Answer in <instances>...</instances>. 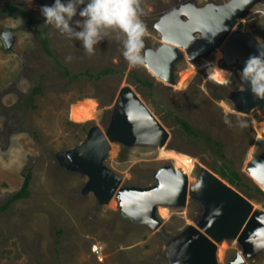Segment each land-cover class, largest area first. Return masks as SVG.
I'll list each match as a JSON object with an SVG mask.
<instances>
[{"label":"rangeland","instance_id":"rangeland-1","mask_svg":"<svg viewBox=\"0 0 264 264\" xmlns=\"http://www.w3.org/2000/svg\"><path fill=\"white\" fill-rule=\"evenodd\" d=\"M190 1L205 9L231 0H139L140 19L146 26L140 52L143 63L132 65L123 54V35L117 39V33L110 31L88 55L80 41L45 24L40 9L54 0H0V10L15 4L35 18L33 26L24 12L0 13V206L21 190L26 174L32 172L31 196L0 209V264H161L164 233L194 222L201 214L202 203L190 195L187 206H160L164 225L153 230L124 216L116 197L101 206L93 192L82 194L88 176L60 166L56 153L82 143L92 124H100L108 133L113 144L106 164L122 176L123 184H155V173L173 164L189 174L194 186L202 167L222 176L216 168L227 162L243 175L242 185L233 186L254 209L264 210V194L255 188L264 192V184L250 170L254 158L264 155V102L254 108L242 104L249 107L243 108L231 95L251 92L240 75L245 62L237 56L227 58L223 45L195 60L179 46L174 82L156 76L147 65L148 47L157 51L166 43L161 22ZM80 19L77 15L73 21ZM183 20L188 18L184 15ZM40 28H48L54 55L45 50ZM8 30L15 37L12 50L3 36ZM235 30L249 34L258 48L264 47V0L253 2L234 21ZM202 35L197 31L193 37ZM102 69L111 71L97 77ZM87 70L94 77L84 73ZM141 77L150 78L152 85L140 82ZM126 84L170 132L163 146L129 145L115 131L114 111L127 107L120 95ZM35 88L41 92L35 93ZM177 116L199 135L187 133ZM206 136L221 141L223 147L209 145ZM240 235L219 242L223 263L244 250ZM253 245L262 247L260 242ZM246 258L244 264H264V249Z\"/></svg>","mask_w":264,"mask_h":264},{"label":"water","instance_id":"water-1","mask_svg":"<svg viewBox=\"0 0 264 264\" xmlns=\"http://www.w3.org/2000/svg\"><path fill=\"white\" fill-rule=\"evenodd\" d=\"M253 2L256 0H231L224 5L209 4L205 9L198 8L194 1L188 2L183 10L174 11L159 25L166 43L157 51L148 47V67L156 76L174 82L175 50L179 46L185 48L192 60L207 56L222 45L227 48V58L237 56L244 62L250 56L264 54V47L254 45L249 34L233 31L234 21L247 13ZM184 15L188 20H183ZM197 31L203 35L194 38ZM3 36L8 49L12 50L15 40L13 31L8 30ZM120 95L127 107L115 110L113 116L115 131L121 139L129 145L158 142L163 146L170 132L162 121L131 85L126 84ZM231 95L243 108H254L264 102V98H257L252 91H235ZM246 103L249 107L242 106ZM112 144L104 128L100 124H92L82 143L56 153L60 166L88 176L82 194L93 192L101 206L116 197L124 216L153 230H160L164 225L159 215L160 206H187L190 195L202 203V212L197 220L164 233L161 264H244L247 255L253 257L264 249V210L254 209L248 201L250 199L216 172L202 167L199 182L191 186L187 172L173 164H166L155 173V184L146 187L125 185L122 176L106 164ZM251 165L255 179L264 184V155L256 160L254 158ZM240 233L244 250H238L227 263H223L219 256V242L224 237L235 238ZM257 242L262 247L253 245Z\"/></svg>","mask_w":264,"mask_h":264},{"label":"clouds","instance_id":"clouds-1","mask_svg":"<svg viewBox=\"0 0 264 264\" xmlns=\"http://www.w3.org/2000/svg\"><path fill=\"white\" fill-rule=\"evenodd\" d=\"M40 11L45 24L80 41L88 55H93L95 46L114 31L117 39L121 35L125 37L123 54L129 63H143L140 52L144 48L146 26L140 19L139 0H54L52 5L42 6ZM77 15L82 19L73 21ZM66 59L71 61L72 57ZM240 75L250 84L254 96L264 98V54L250 56Z\"/></svg>","mask_w":264,"mask_h":264},{"label":"trees","instance_id":"trees-1","mask_svg":"<svg viewBox=\"0 0 264 264\" xmlns=\"http://www.w3.org/2000/svg\"><path fill=\"white\" fill-rule=\"evenodd\" d=\"M4 12H10V13H16V12H24L25 14H27L29 16V20H30V24L31 25H35V18L32 16V14L30 13L29 10L25 9V8H21L18 5L15 4H7L6 7L2 10H0V13H4ZM39 33L41 34L42 37V42H43V46L45 48V50L50 54V55H54L52 49L50 48L49 45V38L47 36L48 33V28H40L39 29ZM111 71V69H102L98 75H96L97 77H99L102 74H107ZM84 73L89 74L90 76L94 77V74L90 73L89 70L85 71ZM138 80L144 84H149L152 85V82L150 80V78L146 77V78H138ZM35 93H39L41 92V88H35ZM177 120L180 122V124H182L186 130L187 133H189L192 136H197L199 135L198 132H195L194 129L192 128L191 124L184 118H181L179 116H177ZM209 145L218 148V150H220L223 145L221 143V141L219 140H214L211 136H206ZM214 140V141H213ZM221 157L225 158V155L223 153H221ZM232 164H234L233 161H231ZM217 172H219L226 180H228V182L231 185H237V186H241L242 185V179H243V175L241 174V172L239 170H237L236 168H234L233 165L227 163V162H223L221 164L218 165V167L216 168ZM31 179H32V172L31 170L28 171V173L26 174V179L25 182L21 188V190H19L17 193L13 194L9 200H7V202L0 206V209H4L9 207L13 202L17 201V200H21V199H27L31 196V190H30V185H31ZM256 190L260 193H263V190L261 188L256 187Z\"/></svg>","mask_w":264,"mask_h":264},{"label":"flooded vegetation","instance_id":"flooded-vegetation-1","mask_svg":"<svg viewBox=\"0 0 264 264\" xmlns=\"http://www.w3.org/2000/svg\"><path fill=\"white\" fill-rule=\"evenodd\" d=\"M225 180H226V179H225ZM237 251H238V250H237ZM237 251H236V252H237ZM236 252H235V253H236ZM235 253H234L233 255H230L228 261H229V260L235 255Z\"/></svg>","mask_w":264,"mask_h":264}]
</instances>
